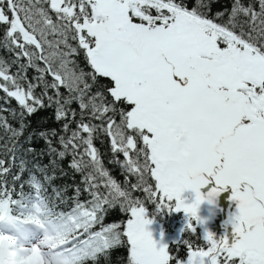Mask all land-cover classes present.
Masks as SVG:
<instances>
[{"label":"snow or ice","instance_id":"1","mask_svg":"<svg viewBox=\"0 0 264 264\" xmlns=\"http://www.w3.org/2000/svg\"><path fill=\"white\" fill-rule=\"evenodd\" d=\"M212 3L0 0V49L10 54L0 56V98L17 105L0 106V217L36 189L55 201L38 255L11 240L5 251L0 234V264H99L125 245L127 264H264V0H230L210 17ZM44 109L59 129L29 133ZM37 134L49 166L71 157L81 175L71 196L49 166L23 159ZM101 135L123 182L95 146ZM229 187L231 238L201 235L200 206ZM149 204L187 217L186 257L157 247ZM114 210L126 221L106 223Z\"/></svg>","mask_w":264,"mask_h":264},{"label":"trees","instance_id":"2","mask_svg":"<svg viewBox=\"0 0 264 264\" xmlns=\"http://www.w3.org/2000/svg\"><path fill=\"white\" fill-rule=\"evenodd\" d=\"M230 0H213L212 9L209 13V16H214V14L218 11H222L224 8L228 7ZM0 56H3L5 59L10 58V54L3 49H0ZM81 67L85 68L86 71L90 69L87 67L86 62L83 57L80 58ZM32 75V72L29 71V76ZM104 83L107 81L104 78H101ZM3 94L0 93V97ZM0 106L9 109H17V105L15 101H11V103H5L3 98H0ZM2 115L8 117L11 120V116L8 112L2 113ZM30 126L29 133H38L39 131H44L47 129H59L60 125L54 119V110L53 109H44L40 110L38 113L29 118ZM15 123V122H13ZM26 137L28 133L25 134ZM30 142L34 147V151L24 152L23 159L27 162L29 167L33 165H43L49 166V162L51 157L46 154L47 147L45 141L37 134L29 140H26L27 143ZM95 146L99 149L102 154L103 162L105 167L110 171L114 178L123 182L124 175L121 173L119 166L115 163H112V153L110 151L109 138L106 136H99L95 140ZM71 157H68L63 160H59L55 162L54 166H49V172L54 175V179L52 183L55 187L64 191L67 196L72 195V190L75 186L81 185V175L74 171L70 167ZM19 160H17V163ZM132 182H135V179L132 178ZM137 195H142L141 193H137ZM37 196L40 197V200L43 201L44 207H38ZM55 204L54 199L51 198V192H41L39 189H36L34 194L32 195V199L29 200L27 197L25 198V203L20 206H13L9 208L6 212L10 214V217L14 223H17L21 226H25L28 228H34L35 226L42 225L46 228L45 238H50L52 233L51 221L55 220L54 216H50L48 213L53 210V206ZM61 208H64L65 205L61 204ZM148 218L156 219L160 223L163 224L166 232L169 234H174L175 229L181 223L184 218L182 213L174 214L168 213L166 210L156 213V209L151 204L148 205ZM153 213H156L153 215ZM126 214L119 212L118 210L112 211L108 217L106 218V223L108 222H124L126 221ZM185 228V227H184ZM183 228V229H184ZM181 230L180 237L176 242H170L168 244L169 249H173L175 253L178 249V254L182 257H186L187 249L186 246L180 245V241L182 239L192 240L194 236L190 232H183ZM223 229V227H222ZM201 234V228L199 229ZM202 235V234H201ZM223 238V237H222ZM221 239V237H220ZM199 243V241H198ZM127 255L128 249L127 246H121L111 251L110 257L107 259L101 258L99 264H127Z\"/></svg>","mask_w":264,"mask_h":264},{"label":"rangeland","instance_id":"3","mask_svg":"<svg viewBox=\"0 0 264 264\" xmlns=\"http://www.w3.org/2000/svg\"><path fill=\"white\" fill-rule=\"evenodd\" d=\"M207 191V189L202 190ZM232 195L231 188L229 187L227 191L223 192L219 197H217L214 201V203L209 204L207 202L203 203L200 206L199 210V216L204 219L205 224L201 227V234L203 235V232L205 229H207L208 232L212 233L214 238L219 240L220 237L224 238L225 236H228L231 238V227L228 226L225 231L222 229L221 224L223 221V215L228 217L229 213L232 209L226 208L227 202L230 200V197ZM184 197L188 202H191L192 199H194V194L191 192L184 193ZM226 204V205H225ZM236 202L234 201V206L232 211L234 210L235 214L237 213V207ZM218 208H221V210H217ZM228 210V212L226 211ZM174 214H178L173 212ZM183 214L184 220L179 223L177 228L175 229L174 234H169L166 232L165 228L163 227V224L160 223L156 219H151L152 223L146 226V230L152 233L153 240L156 242L157 247L160 246H167L170 242H177L181 230L185 227L186 223L188 222L187 217L184 215L183 212H180ZM0 224L5 227L2 228L3 236L5 237L6 241V247L5 251H7V242L11 240V243L13 245L17 244V241L19 243V246L21 248H24L25 246L27 249H36L37 255L40 251L39 244L44 243L47 238H45V231L46 228L42 225L35 226L33 229L28 227H23L17 223H14L10 217V214L5 212L2 217H0ZM10 229L11 231L7 230ZM14 238V239H13ZM25 249V250H27ZM12 257H16L17 253L15 251L9 253ZM31 259V257H29Z\"/></svg>","mask_w":264,"mask_h":264},{"label":"flooded vegetation","instance_id":"4","mask_svg":"<svg viewBox=\"0 0 264 264\" xmlns=\"http://www.w3.org/2000/svg\"><path fill=\"white\" fill-rule=\"evenodd\" d=\"M226 205V204H225ZM233 206H234V201H231V200H229L228 202H227V205H226V208H230V207H232V209H233ZM236 207V206H235ZM233 211H231V214L233 215Z\"/></svg>","mask_w":264,"mask_h":264},{"label":"bare ground","instance_id":"5","mask_svg":"<svg viewBox=\"0 0 264 264\" xmlns=\"http://www.w3.org/2000/svg\"><path fill=\"white\" fill-rule=\"evenodd\" d=\"M23 249H27V247L25 246Z\"/></svg>","mask_w":264,"mask_h":264}]
</instances>
